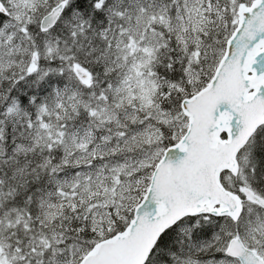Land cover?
<instances>
[{"label": "snow or ice", "instance_id": "1", "mask_svg": "<svg viewBox=\"0 0 264 264\" xmlns=\"http://www.w3.org/2000/svg\"><path fill=\"white\" fill-rule=\"evenodd\" d=\"M0 264H264V0H0Z\"/></svg>", "mask_w": 264, "mask_h": 264}]
</instances>
